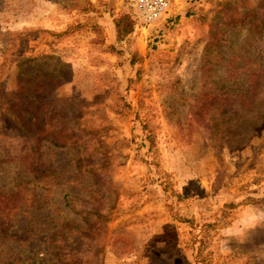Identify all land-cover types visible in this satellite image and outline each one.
I'll list each match as a JSON object with an SVG mask.
<instances>
[{
    "label": "rangeland",
    "instance_id": "1",
    "mask_svg": "<svg viewBox=\"0 0 264 264\" xmlns=\"http://www.w3.org/2000/svg\"><path fill=\"white\" fill-rule=\"evenodd\" d=\"M135 1L0 0V264H58L64 194L74 264H264V0Z\"/></svg>",
    "mask_w": 264,
    "mask_h": 264
},
{
    "label": "trees",
    "instance_id": "2",
    "mask_svg": "<svg viewBox=\"0 0 264 264\" xmlns=\"http://www.w3.org/2000/svg\"><path fill=\"white\" fill-rule=\"evenodd\" d=\"M226 17L227 19H230L229 16H226ZM247 17L248 15H246L244 18L241 17V19L239 20V23L246 22L248 20ZM256 20L259 21L258 30H263L264 17H257ZM133 24H134V21L132 20L131 15L127 12H122L119 15V17L115 19L116 39L119 43H121L131 33L133 29ZM258 30L254 32L258 33ZM254 32H253V35L255 34ZM248 47L250 48L251 46L248 45ZM250 77H253V74ZM247 92L250 95L252 93V90L249 89ZM236 95L238 96L239 94H236ZM243 95L246 96V94L244 93L242 94L241 92L239 97L242 98ZM258 117H260V113H258ZM78 140L79 139L71 140V143H75ZM25 160H26L25 157H21L18 154L14 155V152H12L10 148H3L0 145V163L7 162V161H18L24 164ZM34 169L35 168H32L31 172L35 171ZM94 170H95L94 167H89V172H93ZM13 197H16V193L9 194L6 188L0 189V225L4 224V221L2 220L3 213L8 211V209H16L19 205V202L17 201L13 202L14 201ZM64 200H65V205L67 207L77 212L82 217L84 225L79 226L77 228H73V229L64 228V230L62 231H59V229L55 230V232H53V234H51L49 237L50 239H49L48 248L57 251L56 253L58 256V264H74L73 262L77 259V256L83 251V246H85V242L82 239L84 235L80 231L85 230V228H87L86 226L89 223L88 215H87L88 213L85 212V209L83 208L82 204L78 203L76 198H74L70 194H64ZM61 232H65L64 234L65 238H61L62 237L60 235ZM77 239H79L78 241L79 245L75 244V241ZM76 246H80L79 251H76L75 249H73V248H76ZM71 250H72V253H71ZM31 254H32V258L30 260L32 262L30 264H34V262L36 261L34 257L35 253H31ZM81 259H84V258L80 256L78 260L82 262ZM2 264H10V262L7 261L6 263L3 262Z\"/></svg>",
    "mask_w": 264,
    "mask_h": 264
},
{
    "label": "built area",
    "instance_id": "3",
    "mask_svg": "<svg viewBox=\"0 0 264 264\" xmlns=\"http://www.w3.org/2000/svg\"><path fill=\"white\" fill-rule=\"evenodd\" d=\"M170 7V0H136L135 8L138 17L145 24H153L159 20Z\"/></svg>",
    "mask_w": 264,
    "mask_h": 264
}]
</instances>
